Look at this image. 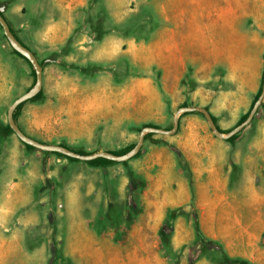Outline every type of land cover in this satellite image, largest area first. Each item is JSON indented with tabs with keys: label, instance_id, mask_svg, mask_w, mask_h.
Segmentation results:
<instances>
[{
	"label": "rangeland",
	"instance_id": "rangeland-1",
	"mask_svg": "<svg viewBox=\"0 0 264 264\" xmlns=\"http://www.w3.org/2000/svg\"><path fill=\"white\" fill-rule=\"evenodd\" d=\"M174 1L0 0L46 72L43 95L15 111L21 128L125 155L145 126L172 129L185 105L207 107L225 133L244 123L264 83V0H230L237 30L221 54L192 48L169 73L154 57ZM190 1L205 9L198 22L220 0ZM1 72L0 264H264V102L232 141L203 112H184L176 133H147L128 160H74L10 128L36 71L0 24ZM107 75L115 83H99Z\"/></svg>",
	"mask_w": 264,
	"mask_h": 264
},
{
	"label": "crops",
	"instance_id": "crops-1",
	"mask_svg": "<svg viewBox=\"0 0 264 264\" xmlns=\"http://www.w3.org/2000/svg\"><path fill=\"white\" fill-rule=\"evenodd\" d=\"M229 1H218L219 5L215 8L216 10L210 12L207 8L206 12L201 11L205 19L201 18L198 22H193L191 17L194 16V11L196 9H205L199 3L192 8L190 0H175L174 12L170 16L172 25L169 26V29L167 28L166 33L158 40L157 45L160 46L161 50L159 55L154 57V60H157L165 71L171 73L176 70H184L187 65V56L196 55L192 51V48L197 47L202 50V53L205 52L209 55V50L212 47L215 50L212 55H220L221 47L230 43L225 42L224 35H231V33H235L237 30L234 22L237 21L235 20V15L239 9L237 10ZM171 7L173 6L169 5V3L162 4L161 10L163 15L167 16V8L171 9ZM180 20H185V22L181 23ZM66 60L67 57L61 56L57 64L64 65ZM3 77V73L1 72L0 79H3ZM44 83H46V72H44ZM99 83H115V81L111 75H107Z\"/></svg>",
	"mask_w": 264,
	"mask_h": 264
},
{
	"label": "water",
	"instance_id": "water-1",
	"mask_svg": "<svg viewBox=\"0 0 264 264\" xmlns=\"http://www.w3.org/2000/svg\"><path fill=\"white\" fill-rule=\"evenodd\" d=\"M6 8H7L6 5L0 6V24L2 25V27L4 29L5 35L8 38L11 45L13 46V48L15 50H17L18 52H20L25 57H27L31 61L32 65L34 66V68L36 70V75H37L36 83L34 84V86L29 91H27L26 93H24L23 95L18 97L13 102V104L10 106L9 111H8L9 125L11 126V128L15 131V133L19 136V138L22 141H24L25 143H27V144L35 147V148H39L41 150L49 151V152H60L64 155L74 157V158H78L81 160H86V161L94 160V159H97L100 157H104V158H108V159H112V160H118V161H125V160H128V159L134 157L135 155H137L141 151V149L144 145V142L146 140V134L147 133H149V132L150 133H164V134L176 133L180 127V116L184 112H194V111L203 112L206 115V117L208 118L210 125L213 128L214 132L221 137L229 139L230 137H232L235 134L242 131L247 125H249L253 121L255 115L257 114V112L260 108V105L264 102V83H263L262 93H261L259 99L257 100V102L255 103V105L252 107L246 121L244 123L237 125L229 133L223 132L218 127L211 111L207 107L201 106V105H185V106H182L178 109V111L175 115L174 127L172 129L161 127V126H155V125L145 126L141 132V137H140L139 141L137 142V144L135 145V147L129 153H127L125 155H119V154H117L111 150H103V151H98V152L85 153V152H80L78 150H75V149H73L69 146L63 145V144L47 143V142L41 141V140L29 135L28 133H26L21 128V126L19 125V123L17 122V120L15 118V111L21 103L32 99L44 88V65L41 63V61L38 58L35 51L33 49H31L27 44H25L14 33L9 21L7 20V18L4 15Z\"/></svg>",
	"mask_w": 264,
	"mask_h": 264
},
{
	"label": "trees",
	"instance_id": "trees-1",
	"mask_svg": "<svg viewBox=\"0 0 264 264\" xmlns=\"http://www.w3.org/2000/svg\"><path fill=\"white\" fill-rule=\"evenodd\" d=\"M5 15V14H4ZM12 27V26H11ZM12 30H13V28H12ZM14 31V30H13ZM14 33H15V31H14ZM16 34V33H15ZM17 35V34H16ZM18 36V35H17ZM19 37V36H18ZM20 38V37H19ZM16 52L17 53H19V54H21L20 52H18L17 50H16ZM42 64H43V62H42ZM44 65V64H43ZM36 71V70H35ZM36 78H37V75H36ZM262 90H263V85H262V87H261V89H260V91L258 92V94H257V98H259L260 97V95H261V93H262ZM43 93H44V88L35 96V97H33L32 99H38V98H40L42 95H43ZM24 103V102H23ZM23 103H21L19 106H18V108L23 104ZM255 104V103H254ZM249 113H250V111L244 116V119H247L248 118V116H249ZM10 128H11V126H10ZM12 129V128H11ZM237 135L238 134H235L234 136H232V137H230L229 138V140H234L236 137H237ZM146 136H147V134H146ZM29 145V144H28ZM58 153H60V152H58ZM115 153H117V152H115ZM62 154V153H61ZM118 154V153H117ZM67 156V155H66ZM67 157H70V156H67ZM70 158H72V159H74V160H79L78 158H74V157H70ZM104 158V157H103ZM105 159H107V160H112V159H108V158H105ZM90 161H92V160H90ZM198 232L200 233V234H202V231L200 230V228L198 227Z\"/></svg>",
	"mask_w": 264,
	"mask_h": 264
}]
</instances>
